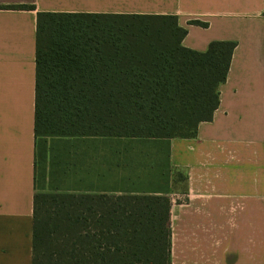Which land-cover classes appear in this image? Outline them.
Instances as JSON below:
<instances>
[{
	"label": "crops",
	"instance_id": "crops-1",
	"mask_svg": "<svg viewBox=\"0 0 264 264\" xmlns=\"http://www.w3.org/2000/svg\"><path fill=\"white\" fill-rule=\"evenodd\" d=\"M0 7V264L32 261L37 13L171 15L186 30L187 49L235 43L218 107L195 137L132 146L80 139L75 186L167 197L170 264H264V0H0ZM156 149L163 163L156 185H130L131 157L148 162Z\"/></svg>",
	"mask_w": 264,
	"mask_h": 264
},
{
	"label": "trees",
	"instance_id": "trees-1",
	"mask_svg": "<svg viewBox=\"0 0 264 264\" xmlns=\"http://www.w3.org/2000/svg\"><path fill=\"white\" fill-rule=\"evenodd\" d=\"M185 35L171 15L37 13L31 264H170L168 198L77 191L71 148L195 137L218 107L235 43L200 53L182 46ZM39 139H50L44 153ZM157 154L131 157L130 185H156Z\"/></svg>",
	"mask_w": 264,
	"mask_h": 264
},
{
	"label": "rangeland",
	"instance_id": "rangeland-1",
	"mask_svg": "<svg viewBox=\"0 0 264 264\" xmlns=\"http://www.w3.org/2000/svg\"><path fill=\"white\" fill-rule=\"evenodd\" d=\"M46 141V143H44V139H39L38 140V150L40 151L41 150V152L42 153H44L45 151H47L48 149H49V145H51V143H50V139H48V140H45ZM62 145V144H61ZM65 144H63L62 146H64ZM71 148V147H70ZM73 149L71 148V151H72ZM42 166H43V163H42V160L38 163V169H39V171H41V169H42ZM46 167H47V163H44V168H45V173H46ZM125 178V177H124ZM131 187H134V186H131Z\"/></svg>",
	"mask_w": 264,
	"mask_h": 264
}]
</instances>
